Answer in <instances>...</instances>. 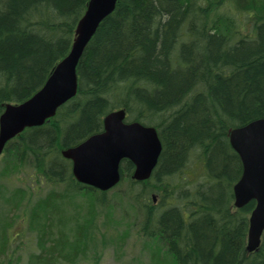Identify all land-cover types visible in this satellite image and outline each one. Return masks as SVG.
<instances>
[{
	"label": "trees",
	"instance_id": "obj_1",
	"mask_svg": "<svg viewBox=\"0 0 264 264\" xmlns=\"http://www.w3.org/2000/svg\"><path fill=\"white\" fill-rule=\"evenodd\" d=\"M87 2L0 0V114L42 87ZM76 74L75 95L2 150L0 264H12L23 219L37 247L23 264H76L95 207L108 217L122 209L126 219L124 206L148 252L138 264H264V230L258 248L245 249L254 200L233 205L242 165L228 139L229 129L264 117V0H116ZM120 108L127 121L156 129L161 151L148 179H132L123 159L122 178L102 191L77 181L60 151L100 132ZM193 166L200 171L184 175ZM14 177L24 183L13 186Z\"/></svg>",
	"mask_w": 264,
	"mask_h": 264
},
{
	"label": "water",
	"instance_id": "obj_2",
	"mask_svg": "<svg viewBox=\"0 0 264 264\" xmlns=\"http://www.w3.org/2000/svg\"><path fill=\"white\" fill-rule=\"evenodd\" d=\"M115 3L116 0H88L76 23L68 53L55 65L42 87L20 103L5 105L0 114V153L8 140L26 127L41 125L62 103L75 95L79 58ZM102 122V131L60 151L63 157L71 160L75 179L107 190L119 181V165L124 158L134 164L133 178H148L161 151L156 129L137 121H125L122 108L107 113ZM228 136L242 164L240 177L232 187L234 206L239 208L254 200L245 247L247 251H253L258 248L264 229V117L229 129Z\"/></svg>",
	"mask_w": 264,
	"mask_h": 264
},
{
	"label": "rangeland",
	"instance_id": "obj_3",
	"mask_svg": "<svg viewBox=\"0 0 264 264\" xmlns=\"http://www.w3.org/2000/svg\"><path fill=\"white\" fill-rule=\"evenodd\" d=\"M231 13V12H230ZM239 29L241 33H244L245 28L244 24L246 21L244 18H238ZM3 153H0V168H1V159ZM196 165L195 162H193ZM191 166V165H190ZM200 170L196 166H193L190 170L187 169L184 173L186 176H193L195 173H198ZM12 185L19 186L23 184V181H18L17 177L13 178ZM123 186V185H122ZM48 188V187H47ZM47 189L41 194L45 193ZM36 194V192H35ZM35 194L31 197V200L35 199ZM37 195V194H36ZM111 192L109 191L106 194L107 199L110 198ZM88 196V195H87ZM90 197V195H89ZM76 201L82 203L80 208L86 206V201L84 197H77ZM84 202V203H83ZM74 203V201H73ZM85 204V205H84ZM6 206L0 200V210ZM127 207V208H125ZM86 208V207H85ZM84 208V209H85ZM125 211H129L128 218H121V210L115 208L112 210V215L110 217L104 215V207H95L96 216L91 222L93 227L92 231L89 233L88 238H90V245L88 244V251L84 253L85 257L82 261L76 264H138V261L143 262L147 259L148 252L142 250V245L144 239L141 236L136 235V227L139 219H135L137 222H131L130 217L133 216L132 209H129L128 206H124ZM84 215V211H83ZM138 218V217H136ZM132 223L130 227L129 224ZM17 225L13 230H19V236H17L10 245L9 256L10 263L17 262L18 264H23L28 255L36 250L34 232L29 231L26 222H22L21 227ZM93 239L95 241H93ZM95 243V247L92 246ZM149 249H147L148 251ZM146 264V263H144Z\"/></svg>",
	"mask_w": 264,
	"mask_h": 264
},
{
	"label": "bare ground",
	"instance_id": "obj_4",
	"mask_svg": "<svg viewBox=\"0 0 264 264\" xmlns=\"http://www.w3.org/2000/svg\"><path fill=\"white\" fill-rule=\"evenodd\" d=\"M85 9H86V7H85ZM85 9H84V11H85ZM84 11H83V13H84ZM112 11H113V10H112ZM112 11H111V12H112ZM111 12H110V13H111ZM83 13H82V15H83ZM110 13H109V14H110ZM109 14H108V15H109ZM82 15H81V16H82ZM105 17H106V16H105ZM105 17H104V18H105ZM104 18H103V19H104ZM103 19H102V20H103ZM152 171H153V170H152ZM151 173H152V172H151ZM239 208H240V207H239ZM250 213H251V212H250ZM249 216H250V214H249ZM249 216H248V218H249ZM263 230H264V229H263ZM253 251H254V250H253ZM248 252H251V251H248Z\"/></svg>",
	"mask_w": 264,
	"mask_h": 264
}]
</instances>
